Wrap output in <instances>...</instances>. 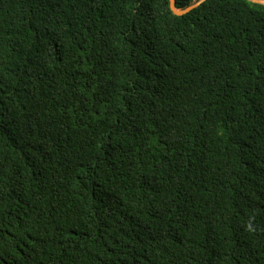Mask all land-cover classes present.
<instances>
[{"label":"trees","instance_id":"16d2710c","mask_svg":"<svg viewBox=\"0 0 264 264\" xmlns=\"http://www.w3.org/2000/svg\"><path fill=\"white\" fill-rule=\"evenodd\" d=\"M0 264H264V5L0 0Z\"/></svg>","mask_w":264,"mask_h":264},{"label":"water","instance_id":"95a60500","mask_svg":"<svg viewBox=\"0 0 264 264\" xmlns=\"http://www.w3.org/2000/svg\"><path fill=\"white\" fill-rule=\"evenodd\" d=\"M205 0H198L195 3L191 4L190 6L184 8V9H178L175 7V0H169V7L170 10L175 14V15H183L186 14L187 12L191 11L195 7H197L199 4L204 2ZM254 3L262 4L264 5V0H250Z\"/></svg>","mask_w":264,"mask_h":264}]
</instances>
